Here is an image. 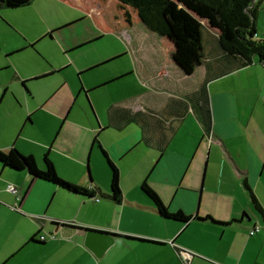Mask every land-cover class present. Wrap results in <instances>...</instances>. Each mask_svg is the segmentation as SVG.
I'll list each match as a JSON object with an SVG mask.
<instances>
[{
	"label": "crops",
	"instance_id": "1",
	"mask_svg": "<svg viewBox=\"0 0 264 264\" xmlns=\"http://www.w3.org/2000/svg\"><path fill=\"white\" fill-rule=\"evenodd\" d=\"M254 3L261 40L264 0ZM64 21L6 53L53 40L77 20ZM201 22L203 57L190 74L174 60L173 43L141 21L125 33L127 47L80 52L103 37L85 34L56 59L44 51L42 63L12 69L11 82H21L26 97L27 81L60 86L48 98H0L7 111L0 119L12 127L0 129V149L31 154L40 168L47 153L57 174L88 194L0 163V264H264V67L257 56L247 64L226 52L218 29ZM35 125H47L42 139L31 135ZM103 151L118 170L119 202L110 197ZM142 182L169 211L191 218L160 216ZM254 225L259 230L249 234ZM88 229L115 236L100 257L84 246ZM180 251L191 254L187 262Z\"/></svg>",
	"mask_w": 264,
	"mask_h": 264
},
{
	"label": "trees",
	"instance_id": "2",
	"mask_svg": "<svg viewBox=\"0 0 264 264\" xmlns=\"http://www.w3.org/2000/svg\"><path fill=\"white\" fill-rule=\"evenodd\" d=\"M32 0H0V9L16 8ZM136 13L139 21L160 36L168 38L174 45V60L188 74L202 60V22L204 19L219 31L222 48L241 56L249 64L252 57L264 58V39H255V18L257 8L254 0H114ZM131 11V12H132ZM111 170L110 197L119 202L122 194L119 186L118 170L103 151ZM0 163L11 169H26L31 177L49 181L75 193L88 191L60 177L47 153L43 155L44 168H40L31 154H22L15 147L0 149ZM254 209L263 212L252 189L243 180ZM141 190L151 199L155 211L165 218L188 221L191 216L181 211L171 212L162 203L156 192L142 182ZM59 224L58 222H54ZM120 237L134 238L126 235Z\"/></svg>",
	"mask_w": 264,
	"mask_h": 264
},
{
	"label": "rangeland",
	"instance_id": "3",
	"mask_svg": "<svg viewBox=\"0 0 264 264\" xmlns=\"http://www.w3.org/2000/svg\"><path fill=\"white\" fill-rule=\"evenodd\" d=\"M114 1V0H113ZM110 0H33L26 6L0 9V98H48L52 91L58 89V80L44 79L27 81L31 97H26L21 82L12 81L10 75L15 67L21 72L36 64L42 58L41 52H49V58L56 59L59 49L69 45L73 40L85 34H103L102 39L86 46L82 51H92L96 47L119 49L127 47L126 34L139 23L136 13L130 7L117 1ZM129 10L132 14L128 15ZM76 21L72 26L56 32L53 40H41L32 49L8 56L7 49L26 47L29 40H38L47 29L62 25V23ZM43 33V34H42ZM41 35V36H40ZM37 37V38H36ZM79 52H76L77 55ZM6 63L7 66H1ZM8 82L6 89L3 83ZM15 92V94L12 92ZM60 89V88H59ZM61 94L56 97L60 98ZM6 108L0 111V118L6 117ZM0 129L12 130L10 125L0 119ZM33 127V126H32ZM47 125H35L31 135L42 139L41 135ZM45 133V132H44Z\"/></svg>",
	"mask_w": 264,
	"mask_h": 264
},
{
	"label": "water",
	"instance_id": "4",
	"mask_svg": "<svg viewBox=\"0 0 264 264\" xmlns=\"http://www.w3.org/2000/svg\"><path fill=\"white\" fill-rule=\"evenodd\" d=\"M114 241L115 236L110 232L88 229L85 232L84 246L96 257H100Z\"/></svg>",
	"mask_w": 264,
	"mask_h": 264
},
{
	"label": "built area",
	"instance_id": "5",
	"mask_svg": "<svg viewBox=\"0 0 264 264\" xmlns=\"http://www.w3.org/2000/svg\"><path fill=\"white\" fill-rule=\"evenodd\" d=\"M256 36V34H254V37ZM260 64L264 67V58L262 60H260ZM209 137V140L211 141V135L208 136ZM6 190L10 193H12L13 195H15L18 199H20V192H19V189L17 186L11 184V183H8L6 185ZM42 218V217H40ZM260 228L259 225H254V227L249 231V234H253L254 232L258 231ZM55 235L53 233H51L49 235V239H55ZM40 240H45V237L43 235L40 236ZM180 256L181 258L183 259L184 262H187L190 257H191V254L189 252H186V251H180Z\"/></svg>",
	"mask_w": 264,
	"mask_h": 264
}]
</instances>
